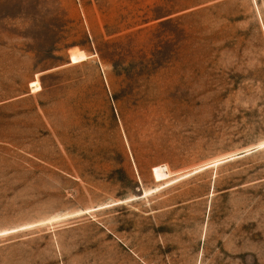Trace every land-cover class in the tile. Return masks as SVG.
I'll use <instances>...</instances> for the list:
<instances>
[{
  "label": "rangeland",
  "instance_id": "374dc122",
  "mask_svg": "<svg viewBox=\"0 0 264 264\" xmlns=\"http://www.w3.org/2000/svg\"><path fill=\"white\" fill-rule=\"evenodd\" d=\"M0 264H264V0H0Z\"/></svg>",
  "mask_w": 264,
  "mask_h": 264
},
{
  "label": "bare ground",
  "instance_id": "6f19581e",
  "mask_svg": "<svg viewBox=\"0 0 264 264\" xmlns=\"http://www.w3.org/2000/svg\"><path fill=\"white\" fill-rule=\"evenodd\" d=\"M85 59H86V54L83 51H76L72 53L71 60L74 63Z\"/></svg>",
  "mask_w": 264,
  "mask_h": 264
}]
</instances>
